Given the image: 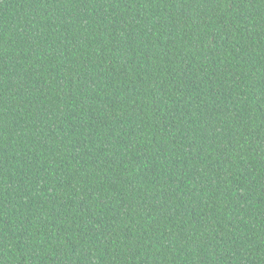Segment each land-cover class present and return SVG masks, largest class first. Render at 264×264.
<instances>
[{
    "label": "trees",
    "instance_id": "16d2710c",
    "mask_svg": "<svg viewBox=\"0 0 264 264\" xmlns=\"http://www.w3.org/2000/svg\"><path fill=\"white\" fill-rule=\"evenodd\" d=\"M0 264H264V0H0Z\"/></svg>",
    "mask_w": 264,
    "mask_h": 264
}]
</instances>
